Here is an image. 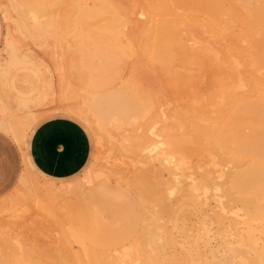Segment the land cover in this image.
Wrapping results in <instances>:
<instances>
[{
    "label": "bare ground",
    "instance_id": "1",
    "mask_svg": "<svg viewBox=\"0 0 264 264\" xmlns=\"http://www.w3.org/2000/svg\"><path fill=\"white\" fill-rule=\"evenodd\" d=\"M0 12V130L21 143L65 112L96 146L69 182L24 168L0 199V264H264V0H0ZM109 181L140 202L152 192L151 242L148 222V242L120 249L81 235L70 196ZM173 197L167 220L188 239L177 253L158 223Z\"/></svg>",
    "mask_w": 264,
    "mask_h": 264
},
{
    "label": "rangeland",
    "instance_id": "2",
    "mask_svg": "<svg viewBox=\"0 0 264 264\" xmlns=\"http://www.w3.org/2000/svg\"><path fill=\"white\" fill-rule=\"evenodd\" d=\"M13 15L17 17L16 14ZM5 27L6 24L4 23L0 13V34H2L3 31H5ZM33 58L40 65L41 74L47 80L54 83V81H56V76L49 70V66L47 62L41 56H39L38 53H33ZM94 141H95V137H94ZM90 142H91V151H90V156H91V154L94 152V145L92 143L91 137H90ZM14 163L18 164L15 144L10 140L9 137H5L0 133V178L2 176H5L9 172L10 168L14 165ZM38 183L42 187H44L43 186L44 183L42 181L41 182L38 181ZM150 192L151 191L147 192L146 200L144 199L143 201L140 202L137 195H135L134 192L124 184L117 183L115 181H109L103 184L94 183L83 188L77 195L70 196V198L73 201V209L71 216L73 218V221L77 223V225H79L83 233H85L89 243L99 248L120 249L126 243L127 244H129V242L136 243L137 241L141 242L142 239L145 238L146 235L148 234L151 235V237L148 235L146 238H148V240H150L151 242V238L153 237L154 239L155 237L154 232H152V229L154 228L153 231L154 230L157 231L153 225L154 222L151 219L152 213L154 214L156 211H158V208L154 206L157 209L156 210L153 206H151L152 197L150 195H152V192L151 193ZM150 198H151V202L149 201ZM176 200L177 199L174 197L170 199L169 198L165 199L166 203H165V207L163 208L166 209V211L164 209L162 211L166 213L162 211L160 212V213H164L161 215L164 216L165 218L161 216V219L164 221L162 220H160V222L158 221V223L159 224L161 223L160 225H163L164 228L172 230L173 234L177 235L176 237L180 247H177L178 244H176L177 248L175 247L173 249L174 253H177V250H179L180 252L183 248L188 246V243L187 244L184 243L185 241L188 242L187 236L185 234L183 235V233L180 232L179 234H181V236L179 234H175L178 232V230L173 229L171 227V223L168 222L169 207L167 208V206H172V204H174L173 206L177 207L179 203ZM144 201H146V203H144ZM149 212L151 214H149ZM143 217L144 219L142 221ZM149 218L151 219L150 222H149L150 220ZM189 218L186 220L187 221L186 223L187 225H191V228L193 229L197 224L198 217H196L195 214H192L191 216H189ZM146 222H148L147 223L148 225L151 224L150 225L151 228L147 225L148 229H146L147 227L144 226L145 228L143 229L144 230L146 229V231H143L142 226L146 225L145 224ZM149 228L151 231L149 230ZM147 230H149L148 233H146ZM138 231L140 234H138ZM144 232L146 233V235L142 236V233L143 235L145 234ZM178 237L180 238L178 239ZM146 238L143 240L145 242L146 241L148 242ZM144 241L141 243H145ZM178 248H181V250ZM168 251L171 252L170 255L171 254L173 255L171 249H168Z\"/></svg>",
    "mask_w": 264,
    "mask_h": 264
},
{
    "label": "crops",
    "instance_id": "3",
    "mask_svg": "<svg viewBox=\"0 0 264 264\" xmlns=\"http://www.w3.org/2000/svg\"><path fill=\"white\" fill-rule=\"evenodd\" d=\"M5 32L6 27L0 34V50L3 47ZM0 133L9 137L15 144L18 158V164L14 163L9 172L0 178V199L4 197V200H1L4 206L8 203L5 199L12 195L13 193H10L17 187L24 168L25 170L29 168L38 179H44L45 182L64 183L82 176L92 163L95 154L94 136L89 126L80 118L65 112H52L37 119L30 126L21 143L2 130ZM89 136L94 145L91 156ZM74 224L89 243L79 225L75 222Z\"/></svg>",
    "mask_w": 264,
    "mask_h": 264
}]
</instances>
